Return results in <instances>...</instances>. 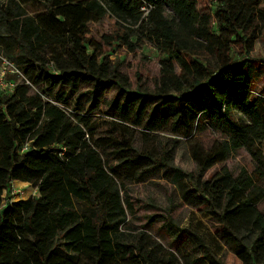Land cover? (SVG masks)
<instances>
[{
    "label": "trees",
    "instance_id": "trees-1",
    "mask_svg": "<svg viewBox=\"0 0 264 264\" xmlns=\"http://www.w3.org/2000/svg\"><path fill=\"white\" fill-rule=\"evenodd\" d=\"M30 1L0 4V54L21 70L28 67L23 73L30 82L53 65L66 90L45 98L20 83L12 93H0V264H175L170 256H160L151 240L141 238L128 246L118 232L125 208L115 167L106 168L101 150L127 152L130 143L120 134L94 138L62 108L64 95L77 92L81 83L92 85L94 99L105 84L116 83L115 66L109 79L101 78L103 64L93 70L95 53L102 54L103 46L110 52L122 46L133 51L131 39L139 33L147 34L164 55L159 92L138 106L144 115L156 103L145 129L158 130L171 119L185 129L196 122L226 132L228 139L209 149H192L196 190H188L184 201L207 204L220 225L221 240L242 264H264V212L253 209L263 199L258 189L262 171L242 168L234 174L224 166L202 180L210 167L226 161L235 144L253 153L264 142V95L253 94L247 60L229 55L230 33L246 30L255 20L264 28L260 0H217V34L210 15L198 11L197 0H37L41 8L35 14L24 8ZM144 6L149 8L145 16ZM105 17L119 29L99 40L85 37L92 33L90 25ZM54 45L60 54L49 55ZM201 51L214 56L212 66L195 57ZM71 59L82 69L73 68ZM153 157L138 153L123 162L149 165ZM12 180L29 183L37 196L3 203ZM190 235L211 264H222L196 233ZM72 254L81 256L80 261ZM128 257L133 263L122 262Z\"/></svg>",
    "mask_w": 264,
    "mask_h": 264
},
{
    "label": "rangeland",
    "instance_id": "rangeland-1",
    "mask_svg": "<svg viewBox=\"0 0 264 264\" xmlns=\"http://www.w3.org/2000/svg\"><path fill=\"white\" fill-rule=\"evenodd\" d=\"M6 1L0 0V4ZM217 3V0H197L198 11L210 15L212 32L215 34L219 32L213 18ZM258 7L264 11V0H260ZM24 8L35 14L41 4L34 0L25 4ZM165 12L167 15L171 13L167 7ZM90 28L91 35L85 37L96 40L100 39L101 34H112L119 29L110 17H105L100 24L90 25ZM236 34L230 33L234 41L229 43V55L238 62L247 60L245 67L252 81L253 94L264 95V28L261 22L255 20L249 28L238 30ZM131 40L134 43L133 51L122 46L110 52L103 46L102 54L95 53L93 70L98 64H103L101 78L109 79L115 66L118 72L116 83L105 84L97 99L92 97V85L81 83L77 92L64 95L66 100L62 107L74 123L85 132L92 133L94 138L120 134V138L130 143L127 152L120 149L117 154L106 146L101 150L106 168L111 170V167H115L114 174L125 208V219L120 223L118 232L128 246L142 241L141 238L151 240L158 245L155 250H159L160 256H170L175 264H211L210 257L204 255L199 241L190 235V232H194L222 264H242L232 246L221 240L220 225L207 204L193 205L184 201L188 190H196V164L192 158V149L196 146L209 149L214 143L228 139V135L196 122L185 129L171 119L158 130L145 129L149 110L156 103H151L144 115H139L138 106L149 101L148 95L159 92L164 55L147 34L139 33ZM88 52H91L90 47ZM48 54H60L59 47L52 46ZM103 55L107 59L102 60ZM195 57L210 66L215 63L214 56L206 51L197 53ZM70 63L73 68L82 69L74 59ZM27 68L22 66V71L26 72ZM176 71L179 72L178 67ZM46 75L50 76L51 82H48ZM4 81L20 84L19 77L12 74H6ZM31 83V86H27L29 92L39 90L45 98H57L66 90L53 65L49 66L46 74L42 71L35 73ZM160 114L158 109L156 116ZM146 152L154 156L153 163L149 165L134 166L123 162L125 156ZM224 166L234 174L242 168L249 172L256 168L262 171L263 180L258 189L263 199L253 209L264 212V142L259 143L253 153L235 144L226 161L210 167L203 174L202 180L220 172ZM37 194V190L29 183L12 180L3 194V203L7 199L26 200ZM77 208L80 209L79 206ZM71 256L75 260L81 259L76 254ZM122 262L133 263V259L128 257Z\"/></svg>",
    "mask_w": 264,
    "mask_h": 264
},
{
    "label": "built area",
    "instance_id": "built-area-1",
    "mask_svg": "<svg viewBox=\"0 0 264 264\" xmlns=\"http://www.w3.org/2000/svg\"><path fill=\"white\" fill-rule=\"evenodd\" d=\"M142 10L146 14L149 10L148 7H142ZM6 74H12L14 76L19 77L20 83L26 86H31V82L29 79L24 75L23 71L21 70L20 66L16 64L14 61L9 59L3 54H0V93L2 94H10L14 91L15 87L18 83L13 81H4V76Z\"/></svg>",
    "mask_w": 264,
    "mask_h": 264
}]
</instances>
